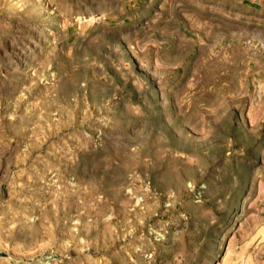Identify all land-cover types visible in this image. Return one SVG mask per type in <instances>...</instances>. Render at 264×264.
<instances>
[{
	"label": "rangeland",
	"instance_id": "rangeland-1",
	"mask_svg": "<svg viewBox=\"0 0 264 264\" xmlns=\"http://www.w3.org/2000/svg\"><path fill=\"white\" fill-rule=\"evenodd\" d=\"M0 264H264V0H0Z\"/></svg>",
	"mask_w": 264,
	"mask_h": 264
}]
</instances>
